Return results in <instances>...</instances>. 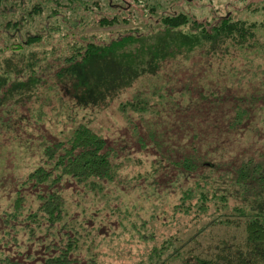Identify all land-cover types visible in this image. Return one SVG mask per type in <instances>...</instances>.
<instances>
[{
	"label": "trees",
	"instance_id": "obj_1",
	"mask_svg": "<svg viewBox=\"0 0 264 264\" xmlns=\"http://www.w3.org/2000/svg\"><path fill=\"white\" fill-rule=\"evenodd\" d=\"M6 1L0 0V25L3 32L7 28L16 32L15 21L5 17ZM54 1L56 7L46 16L60 20H48L44 32L28 33L11 46L13 53L28 55L0 60V209L12 218L6 241L40 246L39 264H77L73 255L85 239L69 221L67 190L75 185L84 197L92 192L89 189L101 190L114 183L119 171L116 141L85 120L67 128L49 127L45 91L70 89L73 101L81 106L100 104L107 97L106 105L135 81L146 79L150 94L139 90L117 106L139 142L131 153L154 155L150 167L141 172L144 179L156 190L177 192L172 218H206L199 232L211 223L242 226L241 242L228 243L232 253L222 255L218 264H264V77L227 76L214 65L225 60L211 59L227 55L232 47L264 53V42L257 37L264 35V19L247 21L229 13L202 19L184 11L161 12L143 29L126 28L106 39L83 34L59 38L38 57L32 47L50 42L46 39L51 31L66 36L63 27L73 22L65 12L76 10V22L82 24L84 14L100 7L97 0ZM133 3L148 13L156 10L151 0H107V8L114 12L101 13L95 22L128 23ZM43 8L37 1L28 12L41 14ZM120 9L127 14L120 16ZM23 45L30 47L26 53ZM41 89L43 99L37 94ZM32 96L35 104L28 103ZM58 99L63 106V96ZM25 104L27 114L22 112ZM139 124H145L146 133L138 132ZM13 141L26 148L23 156L29 166L23 165L22 172L13 163L12 149L17 151L10 144ZM227 208L234 217L220 215ZM141 237L149 240L154 234L143 232ZM169 243L163 239L160 245L154 244L148 261L163 262L161 255ZM82 249L87 255L83 264H98L89 244ZM26 257H32L31 252ZM216 262L217 257L196 255L192 263ZM0 264H16L1 246Z\"/></svg>",
	"mask_w": 264,
	"mask_h": 264
},
{
	"label": "rangeland",
	"instance_id": "obj_2",
	"mask_svg": "<svg viewBox=\"0 0 264 264\" xmlns=\"http://www.w3.org/2000/svg\"><path fill=\"white\" fill-rule=\"evenodd\" d=\"M37 1L44 5L43 12L41 14L29 13L30 6ZM60 1L65 2L66 0ZM97 1L100 7L84 14L85 23L76 22L78 17L76 10L65 12L70 21L73 22L70 26L63 27L62 31L66 33V36L60 37L59 32L51 31V35L46 39L50 42L45 45H42V42L33 45L35 56L41 57L44 48L52 47L54 42L58 43L59 38L65 39L83 34L106 39L117 35L126 28L138 27L143 29L161 12L184 11L191 16L202 19L227 13L233 18L247 21L264 19V0H151L156 5L154 13H148L133 3V5H129L131 10L129 16L132 17L128 23L121 20L113 25L105 26L95 22V18H98L101 13L112 15L114 11L111 12L110 8H107V0ZM6 7L8 10L5 17L15 21L17 31L13 32L12 28H7V31L3 32V27L0 25V39H2L0 60H17L19 56L26 57L28 54L13 53L11 46L19 43L28 33L44 32L45 22L48 20L50 22L60 20L58 16H46L52 11V8L56 7L54 0H7ZM253 8L255 9L253 10ZM118 11L120 16L127 14L126 9ZM257 37L259 42H264L262 33ZM11 41L14 43L10 45ZM6 43L7 45H5ZM29 48L28 45L22 46L25 53ZM244 48L245 46L232 47L229 49V53L221 58L211 57L212 60H225L222 63L215 62L216 70L221 73L224 72L227 76L234 73L236 75L245 74L254 79L263 78L264 53L261 54L258 51L253 52ZM142 81H135L133 86L123 89L106 105L103 103H106L107 97L100 104L87 102L81 106L73 101L70 89L63 88L64 90L59 93L55 92L54 89L49 93L45 91L49 96H45L47 103L44 107L45 119L49 127L54 129L67 128L71 127L74 122L85 120L89 121L96 131L104 135L115 136L116 141L115 148L119 171L114 176L115 182L108 184L101 190L88 188L92 192H88L84 197L76 192L75 185L67 190L68 203L66 207L69 212V221L85 239L84 245L81 244L73 256L77 264L85 263L84 257L87 255L82 248L89 244V252L95 254L98 264H155L154 260L148 261L149 250L154 244L160 245L163 239H168L170 243L168 247L164 248L165 251L161 255L164 261L158 264H191L196 255L206 259L217 257L215 264H218L222 255L232 253V248L228 243L237 245L241 242L242 226H235L234 222L230 225L211 223L206 225L203 232H199L197 228L204 224L206 218L200 221L184 215L172 218L171 204L177 192H171V189L156 190L148 184V180L144 179V175L141 174L150 167L154 155L151 154V156L146 157L140 152L131 153L133 149L137 148L139 142L132 134L131 127L126 124L124 115L117 106L119 101L132 98L139 90L145 94H150V84L146 83L148 82L146 79ZM88 93L91 95L90 93L93 92L88 91ZM88 93L85 92V95ZM37 94L43 99V89L38 90ZM59 95L63 96V106H60ZM87 99L90 101V96ZM34 100L35 96H32L28 103L35 104ZM26 108L27 104L22 110L24 114L29 112ZM142 114L148 116V112ZM131 117L138 122L135 113L132 112ZM35 126L34 131H36ZM137 126L139 127L138 132L146 133L145 124ZM23 131V129H17V132L23 133ZM30 141L33 142L34 139ZM10 144L17 148V151L15 148L12 149L16 154L15 158L12 156L13 163L17 162L18 168L22 172L23 165L29 166L26 163V157L23 156L26 148L17 147L16 141ZM127 148L131 149L129 157L126 155ZM29 149L32 150L33 148L29 147ZM135 153L142 155L140 160L136 159ZM34 159L35 161L38 160L37 157ZM81 190L83 188H80ZM77 201L80 203L76 204ZM220 215L223 218L234 217V215L231 216V211L228 208L220 212ZM6 216V212H2L0 209V246L3 251L16 264H39L37 259H40L42 253L40 246L31 243L25 244L24 242L17 246L13 244L10 238L6 241L5 237L9 236L7 232L11 230L12 219ZM143 232H150L154 234V237L147 240L141 237ZM20 233L18 231V237H21ZM19 247L23 250L22 253L16 251ZM173 247L175 248L174 251ZM80 249L82 250L80 251ZM26 252H31L32 257H26Z\"/></svg>",
	"mask_w": 264,
	"mask_h": 264
}]
</instances>
